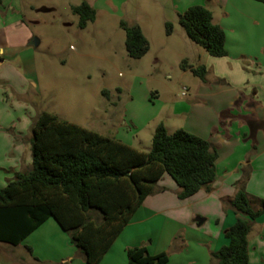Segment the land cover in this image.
I'll use <instances>...</instances> for the list:
<instances>
[{
	"label": "crops",
	"instance_id": "obj_1",
	"mask_svg": "<svg viewBox=\"0 0 264 264\" xmlns=\"http://www.w3.org/2000/svg\"><path fill=\"white\" fill-rule=\"evenodd\" d=\"M82 1L0 0V188L6 187L18 173L29 171L33 164L31 125L44 110L39 97H46L51 89L39 74L44 65L40 64L39 27L49 22L62 32H67L70 25L79 28V17L71 6ZM86 1L97 11L96 20L88 26L98 28L108 23L120 27L122 18L136 22L151 48L143 22L124 11L125 0ZM171 2L177 19L189 6L207 5L215 22L226 32L227 55L202 56L197 64L192 63L206 66L204 80L180 67L192 86L189 97L183 102L154 97L155 111L134 135L117 139L143 150L136 143H144L141 134L151 126V137L143 150L148 152L155 133L152 122L156 121L157 126L163 123L169 133L184 128L208 140L217 152L216 179L210 192L200 190L181 199L177 182L164 174L157 183V191L147 196L135 211L100 264H128V248L141 245H146L151 254L168 252L166 264H218L212 253L228 244L225 232L238 218L231 205L238 189L236 183L248 174L245 188L249 197L264 198V3L257 0ZM64 9L71 14L66 24L62 21ZM88 26L77 33L80 53L87 55L95 45L89 40L94 35L86 31ZM111 34L106 33L104 39L108 41ZM115 35L112 39L125 45V31H115ZM35 37L39 39L37 46L32 44ZM160 41L166 47L165 38ZM173 53L179 66L184 59L191 63L187 52ZM106 110L103 124L113 119L114 111ZM176 120L182 124H176ZM100 133L116 138L115 134ZM248 248L249 264H264V214L252 222ZM0 264L88 263L71 242L69 233L50 217L18 245L0 241Z\"/></svg>",
	"mask_w": 264,
	"mask_h": 264
},
{
	"label": "trees",
	"instance_id": "obj_2",
	"mask_svg": "<svg viewBox=\"0 0 264 264\" xmlns=\"http://www.w3.org/2000/svg\"><path fill=\"white\" fill-rule=\"evenodd\" d=\"M71 10L81 29L96 20L97 11L86 0L73 4ZM178 21L187 37L210 55H227L226 32L207 6H189ZM119 25L126 34L128 55L145 56L150 41L140 24L122 18ZM165 28L170 35L174 25L167 21ZM181 67L205 79V65L184 61ZM117 91L121 93L120 88ZM102 93L110 99L109 89ZM31 132L32 168L0 188V241L13 245L54 217L86 262L100 264L135 211L157 191L164 174L177 182L181 199L200 190L210 192L216 179L217 152L208 140L184 128L170 134L160 123L148 152L47 110L38 113ZM248 178L246 174L236 183L231 205L238 218L225 232L228 244L212 253L218 264H249L248 238L252 222L264 214V198L258 199L259 207H252L245 188ZM128 257V264H166L169 253L151 254L141 245L128 248Z\"/></svg>",
	"mask_w": 264,
	"mask_h": 264
},
{
	"label": "rangeland",
	"instance_id": "obj_3",
	"mask_svg": "<svg viewBox=\"0 0 264 264\" xmlns=\"http://www.w3.org/2000/svg\"><path fill=\"white\" fill-rule=\"evenodd\" d=\"M124 11L128 16L143 22L145 32L151 40L149 52L140 59L130 57L125 45L112 39L117 37L115 31H123L118 24L115 28L108 23L98 28L92 24L88 26L86 31L90 36L94 35L89 40H93L95 44L88 55L86 52L80 53L77 33L82 31L81 28L70 25L66 28L67 32H62L49 22L39 27L42 38L40 64H44L39 74L41 80L51 88L46 97L38 99L44 110L120 138L124 135L133 136L155 111L156 108H152L154 97H167L177 102H183L189 97L191 83L183 76L181 65L177 63L173 52H187L191 63L188 59L182 62L189 64H197L202 56H212L202 45L187 37L171 0H125ZM69 15L71 14L64 9V24L69 21ZM166 21L174 25L170 35L166 33ZM97 31L103 33H96ZM106 33H112V38L108 41L104 39ZM163 38L167 42L166 47L160 41ZM179 44H182L181 48ZM118 88L121 93L117 91ZM103 89L110 90V99L103 95ZM251 92L253 93V89ZM108 108L114 114L113 119L106 121V125L103 120ZM178 123L181 122L176 120V124ZM151 125L156 130V121ZM150 127L141 134L145 139L144 143H136L140 149L144 150L145 143L151 137ZM259 198L261 197L250 198L252 207H259Z\"/></svg>",
	"mask_w": 264,
	"mask_h": 264
},
{
	"label": "water",
	"instance_id": "obj_4",
	"mask_svg": "<svg viewBox=\"0 0 264 264\" xmlns=\"http://www.w3.org/2000/svg\"><path fill=\"white\" fill-rule=\"evenodd\" d=\"M38 43H39V39L35 37V38L32 40V44H33L34 46H37Z\"/></svg>",
	"mask_w": 264,
	"mask_h": 264
}]
</instances>
